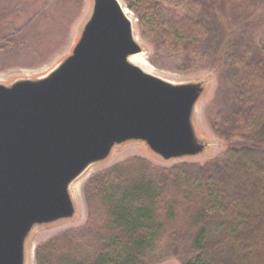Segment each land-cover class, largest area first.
<instances>
[{"label": "trees", "instance_id": "obj_1", "mask_svg": "<svg viewBox=\"0 0 264 264\" xmlns=\"http://www.w3.org/2000/svg\"><path fill=\"white\" fill-rule=\"evenodd\" d=\"M123 1L144 38L190 59L216 43L230 0H183L166 17L162 0ZM71 5L76 11L78 2ZM43 12L21 35L0 37V51L25 42L20 48L31 50L38 66L60 50L65 40L55 38L57 29L39 26ZM228 37L221 53L237 88L212 126L228 147L202 164L164 167L131 157L92 175L82 187L85 223L38 244L35 264H161L186 241L182 264H264V44L234 50Z\"/></svg>", "mask_w": 264, "mask_h": 264}, {"label": "water", "instance_id": "obj_2", "mask_svg": "<svg viewBox=\"0 0 264 264\" xmlns=\"http://www.w3.org/2000/svg\"><path fill=\"white\" fill-rule=\"evenodd\" d=\"M78 42L39 79L0 84V264H24L36 226L75 213L70 185L115 146L163 160L205 145L192 124L201 82L174 84L129 62L142 52L120 0H92Z\"/></svg>", "mask_w": 264, "mask_h": 264}, {"label": "rangeland", "instance_id": "obj_3", "mask_svg": "<svg viewBox=\"0 0 264 264\" xmlns=\"http://www.w3.org/2000/svg\"><path fill=\"white\" fill-rule=\"evenodd\" d=\"M120 1L132 14L134 36L142 48L141 54L146 64L155 72L153 75L174 84L202 83L204 92L195 105L192 124L196 137L205 145V148L195 156L163 160L154 155L141 141H130L115 146L106 160L92 164L88 171L86 170L76 179L79 180V191L75 197H71L75 208L72 218L33 228L25 242L24 264H35V249L38 244L64 230L77 228L85 223L87 211L82 187L92 175L131 157L142 158L153 165L164 167L179 163L202 164L220 155L229 145L212 129L219 119V113L224 112L225 107L229 106V98L237 88L236 80L232 76V63L225 60L221 50L228 35L231 36L232 41H235L232 43L234 50L250 44H264V0H230L222 8L219 31L214 37L216 43L205 44L200 48L202 55L203 53L205 55L190 59L180 57L169 49L155 45L154 42L144 38L138 28L134 12L127 8L123 0ZM182 1L162 0L163 16L166 17L182 9ZM77 2L76 11L71 10L74 8L71 3ZM92 4V0H0V5L4 9L1 18L9 20L5 22V27H0V37H6L10 32L17 36L21 35L26 23L36 19L42 9L43 13H47V19L39 26L42 30L47 27L57 29L58 35L55 38L65 40L64 45L50 57L48 62L38 66L35 65L40 60L33 58L31 50L20 48L25 42L19 44L18 41V44L16 43L18 47L13 46L11 50H8L10 52L0 51V84L9 86L17 80H34L43 77L71 54L91 15ZM221 57L224 59L220 62ZM93 208V212L97 214L95 202H93ZM95 217L92 219V224L98 221ZM187 242L178 249L177 254L170 253L161 264H182V256L188 250Z\"/></svg>", "mask_w": 264, "mask_h": 264}, {"label": "bare ground", "instance_id": "obj_4", "mask_svg": "<svg viewBox=\"0 0 264 264\" xmlns=\"http://www.w3.org/2000/svg\"><path fill=\"white\" fill-rule=\"evenodd\" d=\"M120 4L122 5V8H123V11H124V13H125V15L132 21V24L134 25V19H133V17H132V14L125 8V6L122 4V2L120 1ZM134 40L139 44V42H138V39L136 38V36H134ZM52 57V56H51ZM50 58H48L47 60H46V62H48V60H49ZM65 59V58H64ZM46 62H44V63H46ZM129 62L130 63H132L133 65H135V66H138L139 68H141L144 72H146V73H148V74H151V75H155V72H153L152 71V69H150L149 67H148V65L146 64V62H145V60H144V58L142 57V54L141 53H139V54H135V55H133V56H131L130 58H129ZM43 63V64H44ZM59 64V63H58ZM57 64V65H58ZM56 65V66H57ZM56 66L53 68V69H55L56 68ZM52 69V70H53ZM51 70V71H52ZM50 71V72H51ZM50 72H48L46 75H48ZM46 75H44V76H46ZM153 75V76H154ZM43 76V77H44ZM40 78H42V77H40ZM37 79H39V78H37ZM26 80V79H25ZM32 80V79H31ZM89 167H91V166H89ZM88 167V169H87V171L90 169ZM78 191H79V180H76V181H74L71 185H70V187H69V193H70V195H71V197L73 198V197H75L76 196V194H78Z\"/></svg>", "mask_w": 264, "mask_h": 264}]
</instances>
